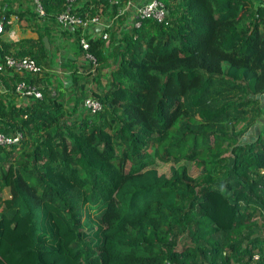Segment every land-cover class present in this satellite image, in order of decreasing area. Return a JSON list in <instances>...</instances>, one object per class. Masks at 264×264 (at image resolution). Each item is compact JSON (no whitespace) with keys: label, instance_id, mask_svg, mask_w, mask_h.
<instances>
[{"label":"trees","instance_id":"obj_1","mask_svg":"<svg viewBox=\"0 0 264 264\" xmlns=\"http://www.w3.org/2000/svg\"><path fill=\"white\" fill-rule=\"evenodd\" d=\"M130 1L0 0V64L42 67L0 68V135L18 134L0 142V264H264V125L241 137L264 90V0H159L162 19L124 24ZM10 17L33 32L3 36ZM51 27L85 58L59 81ZM19 79L41 96L16 102Z\"/></svg>","mask_w":264,"mask_h":264},{"label":"built area","instance_id":"obj_2","mask_svg":"<svg viewBox=\"0 0 264 264\" xmlns=\"http://www.w3.org/2000/svg\"><path fill=\"white\" fill-rule=\"evenodd\" d=\"M128 4V3H127ZM35 9L39 14L42 13L40 6L36 3ZM143 16H152L158 20L162 19L164 16V7L159 0H145L142 4H140L135 10V17L142 18ZM57 21L64 27L72 29L74 25H82L84 28L87 26L98 24V18L96 16L91 17L89 19H81L80 17L73 15L67 11L60 12L56 16ZM135 24L138 21L134 22ZM0 31H1V23H0ZM87 38L85 36L79 37V43L82 48H86L87 46ZM87 59L91 62V69L96 66V59L91 54H85ZM5 66L9 67L13 71L17 72H28V73H35L39 72L42 67L38 64L33 58L22 56L20 58H12L10 56L5 55L3 58V62L0 64V68H4ZM14 92L22 94L26 97L33 96V97H40L41 90L39 89L38 84L32 81H28L25 79H19L14 84ZM264 92V90H263ZM82 107L89 110L90 112H94L100 108V104L98 100L89 95L83 98L82 100ZM18 134L16 133L15 136L12 138H4L0 135V142H7V141H15L17 139Z\"/></svg>","mask_w":264,"mask_h":264},{"label":"rangeland","instance_id":"obj_3","mask_svg":"<svg viewBox=\"0 0 264 264\" xmlns=\"http://www.w3.org/2000/svg\"><path fill=\"white\" fill-rule=\"evenodd\" d=\"M35 3H32V8L35 10ZM123 12H124V15H125V18H124V21L123 23L124 24H129L130 22H132V20L134 19L133 17V14L132 12H128V9L124 8L122 9ZM132 14V16H131ZM102 21L101 18H98V21ZM106 22V21H104ZM9 28H18L19 26L17 25L16 21H12L10 25H8ZM29 32H31V30H27L26 32H24L23 30L22 31H19V34H30ZM55 54L53 55V58H52V63H51V68H52V72L54 74V80H60L63 78V73L60 72L58 70V67L59 66L57 64V60L55 59ZM54 67H57L55 68L56 70H54ZM60 68V67H59ZM90 72L95 74L93 76L92 79H89L85 82V86L87 87V89L90 91V90H101V86H102V82L105 81V76H106V70L105 69H102L101 71L97 70L96 67H94L93 69H91L90 67ZM97 72L99 73V77L98 79H95L96 78V75H97ZM53 82V81H52ZM52 83H50L48 85V87H51ZM16 94V102H20V101H25L26 99V96L22 95V94H19V93H15ZM92 96V94H90ZM259 105H260V113L256 114L255 118L252 120V122L248 125L247 129L245 130V132H243V135H241L242 138H247L253 131H256V130H262L263 129V125H264V95H262L260 98H259ZM79 108H82L81 104L79 105ZM189 167L191 168L190 171H192L191 173L195 172V167L192 163H189L188 164ZM154 166L158 169V170H165L167 168V164H160V163H155ZM2 194L3 195H7V188H4L2 190ZM82 219L84 220V222H88V223H92V224H99L100 222H98V219L96 217V213L93 209L89 208L88 206H85V208L83 209V213H82ZM88 223H85L86 225Z\"/></svg>","mask_w":264,"mask_h":264},{"label":"crops","instance_id":"obj_4","mask_svg":"<svg viewBox=\"0 0 264 264\" xmlns=\"http://www.w3.org/2000/svg\"><path fill=\"white\" fill-rule=\"evenodd\" d=\"M9 1V0H7ZM145 0H133L130 1L128 4H126L125 8L128 9V12H132L134 15V11L136 8L142 4ZM13 9H19V0H13ZM131 14V16H132ZM14 17H10V22L14 21ZM17 25L19 26L18 28H5L2 31V35L5 37L9 38H15L19 35V31H24L26 32L27 30H30L28 26H26V23L23 19L15 20ZM101 22L98 24H95L93 27L95 30H98L101 27ZM60 27V26H59ZM88 31V30H87ZM33 31L29 32L32 33ZM50 38H51V44L53 48H55V59L57 60V64L59 66L58 70L63 73V75L66 73L68 68H71L73 66H77L78 70H81L80 64L85 61V58L76 52L75 48L71 45L70 43V38L67 37L66 34L62 33L58 27H51L50 28ZM69 58V60L65 58ZM54 67V70H56ZM60 67V68H59ZM1 88V85H0ZM264 95V92H261L259 95V98ZM16 101V100H15Z\"/></svg>","mask_w":264,"mask_h":264},{"label":"water","instance_id":"obj_5","mask_svg":"<svg viewBox=\"0 0 264 264\" xmlns=\"http://www.w3.org/2000/svg\"><path fill=\"white\" fill-rule=\"evenodd\" d=\"M42 41H43L45 46L48 45L47 38L45 36L42 37Z\"/></svg>","mask_w":264,"mask_h":264}]
</instances>
